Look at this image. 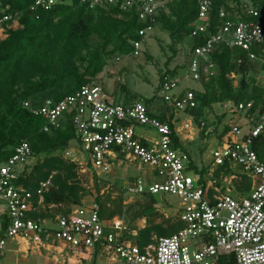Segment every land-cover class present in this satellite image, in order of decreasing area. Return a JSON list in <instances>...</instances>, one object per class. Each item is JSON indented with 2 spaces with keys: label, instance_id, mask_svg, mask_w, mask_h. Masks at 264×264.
Masks as SVG:
<instances>
[{
  "label": "built area",
  "instance_id": "2783aa9c",
  "mask_svg": "<svg viewBox=\"0 0 264 264\" xmlns=\"http://www.w3.org/2000/svg\"><path fill=\"white\" fill-rule=\"evenodd\" d=\"M172 1L175 0H81V3L90 10L135 8L145 26L139 31L142 40L132 43L134 53L129 56L137 58L145 39L156 30L158 11ZM225 1L229 8H235L233 1ZM55 2L36 0L34 8L48 10ZM197 5L194 27L180 44L185 51L183 67L175 75L166 76L160 86L161 98L167 105L163 114L168 122L159 120L160 113H152L142 102H117L97 78L58 102L47 99L41 106H34L31 100L22 103L24 110L44 121V133L58 129L63 121L72 123L76 137L62 152V158L77 165L78 173L85 179L90 175V190L95 189V183L108 179L114 165L137 162L147 167L150 183L136 178L126 185V194L141 197L168 193L177 197L180 209L175 216L185 226L141 247L127 237L136 236L137 232L128 230L123 216H103L96 197L103 196L104 191L100 195L93 192V199L82 200L66 215L53 214L55 206L44 204V193L52 187L51 177L37 188L19 182L31 159H35L29 142L22 141L13 149V155L0 164V257L6 253L9 242L21 241L36 248L64 245L126 264H214L229 256L235 258V264H264V155L254 149L264 133V108L258 111L255 121L250 115L253 100L224 104L244 121L233 122L228 133L216 139L217 148L211 153L205 175L198 173L201 166L192 162L184 150L174 146V136L184 142L187 139L184 132L193 129L188 111L197 107L193 89L179 91L180 84L189 79L198 82L215 74L212 57L218 45L239 49L250 59H256L250 50L264 42V2L259 5L253 0H241L244 19L222 7L218 12L220 25L214 32L208 30L213 0H197ZM9 19L3 17L0 26ZM230 78L239 85L238 74L231 73ZM137 127L153 129L158 139L138 135ZM204 129L203 122L198 126L199 133ZM212 132L213 128L208 127L205 137ZM246 181L251 187L243 192L239 188ZM131 199L123 204L128 205Z\"/></svg>",
  "mask_w": 264,
  "mask_h": 264
},
{
  "label": "trees",
  "instance_id": "16d2710c",
  "mask_svg": "<svg viewBox=\"0 0 264 264\" xmlns=\"http://www.w3.org/2000/svg\"><path fill=\"white\" fill-rule=\"evenodd\" d=\"M35 1L0 0V20L3 17L10 18L2 23L6 38L0 41V164L13 155V149L22 141L29 142L33 155L38 160L31 168L26 167L19 182L29 188H37L40 182L51 177L52 187L44 193V204L55 206L53 214L66 215L72 206L80 205L88 194L85 187L87 179L78 173L79 167L62 158V152L76 137L75 129L66 120L58 129L44 133V121L24 110L22 103L31 100L34 106H41L47 99L58 102L75 93L96 79L117 58L134 53L132 43L142 40L139 31L145 26L139 21L135 8L128 11H119L115 7L90 10L81 0H71L69 4L56 0L50 9L44 10L34 8ZM231 1L235 3L233 9L229 8L225 0H213L209 32H214L220 25L218 12L222 7L229 14L244 19L240 9L241 0ZM253 1L259 5L264 2ZM197 15V0H175L166 3L158 11L155 28L169 34L172 55L167 59L164 71L160 73L156 92L160 90L166 76L175 75L183 67L169 68L177 57L178 45L182 42L178 37L190 34ZM14 21L18 23L17 29L10 28ZM94 38L98 40L94 42ZM250 51L256 59H250L246 52L239 49H230L225 45L215 47L212 60L216 65V72L213 76L202 77L198 81L200 87L193 89L197 107L188 111L198 121V126L205 123L200 139H221L229 131V126L224 123L226 113L216 116L212 123L206 115V112H214L213 107L217 104L253 100L250 115L257 121L258 111L264 108V83L258 77L259 72H264V42L253 45ZM231 73L239 75V85H235L230 78ZM155 99L156 97L146 99L144 103L152 113L156 109V113L160 111L158 108L153 109ZM195 110L199 111L198 115L193 114ZM163 111L164 107L158 118L168 122ZM172 118L173 115L169 117L170 120ZM170 125L174 127L171 123ZM208 127H212L213 132L205 137L204 132ZM174 146L190 156L177 136H174ZM206 149L208 146L204 142L201 153ZM254 149L258 154L264 155V133L257 139ZM208 169V166H201L198 173L205 175ZM219 175L217 170L216 176ZM95 186L98 190L99 184L95 183ZM250 187L251 183L246 181L239 189L247 192ZM96 201L102 206L104 214L102 198L97 196ZM155 207L156 199L150 194H144L128 205L129 211L138 208L131 217L132 222L145 219L144 228L128 226V230L136 231L137 235L127 237L141 247L152 242L153 234L158 238L170 236L185 226L177 216L164 217ZM120 209L121 207L116 208L108 217L121 215ZM158 219L161 220L157 222ZM214 264H235V258L221 257Z\"/></svg>",
  "mask_w": 264,
  "mask_h": 264
},
{
  "label": "rangeland",
  "instance_id": "374dc122",
  "mask_svg": "<svg viewBox=\"0 0 264 264\" xmlns=\"http://www.w3.org/2000/svg\"><path fill=\"white\" fill-rule=\"evenodd\" d=\"M58 2H63L66 4L71 3V0H57ZM10 28L17 29L18 23L14 21ZM6 38V31L3 26H0V41ZM185 37H178L179 40H183ZM98 39L94 38L93 41L96 42ZM170 37L167 32H162L160 30H155L150 36H148L143 42L140 48V56L135 57H119L118 62H112L109 64L102 73L97 77L98 81L103 83L106 91L113 95L117 102L132 104L135 102L145 103L146 99H152L156 97L153 102V109L161 111V108L167 107L161 98L160 90L156 92L158 81L160 77V73L165 69V63L169 57H171L172 53L169 49L170 45ZM178 55L177 57L170 63L169 68L173 69L177 66H182L184 61V48L182 45H178ZM259 79L261 83L264 82V72H259ZM240 81V79H238ZM236 83V81L234 82ZM199 83L193 81L192 79L182 81L178 90L184 91L188 88L198 89ZM40 97H42L40 95ZM225 104V103H224ZM224 104L214 105V112H206L207 117L211 120H215L216 116H221L223 113L227 114V119L224 122L228 126L236 123H243L244 119L240 115L234 114L230 112L227 106ZM157 110V109H156ZM155 110V112H156ZM158 111L157 113H160ZM194 115H198L199 111L195 110ZM191 116V115H190ZM185 119H189V117L184 116ZM234 122V123H233ZM193 129L188 132H184V135L187 139L184 140V145L187 148L192 160L199 166H206L211 162L212 151L217 148L216 137L212 139H200V133L198 131V121L192 118ZM212 128V127H211ZM230 129V127H229ZM135 132L143 136L149 140L158 139V134L151 128H143L137 127ZM194 138L192 141L189 139ZM204 142L207 144L208 149L205 152L201 153V147L204 145ZM38 160V157L35 159H31V166ZM116 163V162H115ZM29 168V171H30ZM239 170L240 167H236ZM136 178H144L146 183H150L149 175L147 173V167L140 165L137 162H125L123 166L116 167L114 165L113 172L109 175L108 179L105 181H101L99 184V189L90 190L88 188L90 175H88L87 183H85V187L88 191V194L83 198L84 199H93L94 193L97 195L104 191L103 196H98L102 198L104 204V217H108L112 211L116 208L121 207V215L123 213V219L127 226H136L138 228H142L145 225L144 218L138 219L135 222L131 221V217L134 212L138 211V208H134L129 211L128 205L134 203L138 200L139 197L127 195L126 194V185L132 182ZM130 197H133V200L128 204H123L124 201L128 200ZM156 199V207L155 210L161 213L164 217L175 216L180 209V201L177 197L172 196L168 193H159L154 196ZM72 208V207H71ZM161 219H158L160 221ZM164 237V236H162ZM158 238L156 234L152 235L151 241L153 239ZM160 238V237H159ZM14 246V245H13ZM8 246L12 251L8 254L11 261L14 262L16 259H22L23 253L16 252V247ZM64 246V245H60ZM65 250V248H64ZM56 256L66 257V254H70L69 251L64 252L63 255H58L56 252L53 253ZM31 256H34L31 254ZM100 258V257H99ZM94 260L91 262H87V264H126L123 261L116 262H107L106 259ZM1 262V261H0ZM10 264V263H8ZM12 264V263H11ZM29 264V263H27Z\"/></svg>",
  "mask_w": 264,
  "mask_h": 264
},
{
  "label": "crops",
  "instance_id": "0c3cea01",
  "mask_svg": "<svg viewBox=\"0 0 264 264\" xmlns=\"http://www.w3.org/2000/svg\"><path fill=\"white\" fill-rule=\"evenodd\" d=\"M9 245L11 247L14 245L13 247H16L15 251L23 253V257L22 259L14 260V262L11 261L8 254L12 250L8 248L6 253L0 257V264H87V262H92L93 259L97 260L100 257L97 255L94 257V255L89 252L75 251L66 246H45L42 248H36L21 241L18 244L15 242H9L8 246ZM66 251L70 252V254H66V257H60L53 254L56 252L58 255H63ZM31 254L34 256H31ZM106 261L108 262V260Z\"/></svg>",
  "mask_w": 264,
  "mask_h": 264
}]
</instances>
